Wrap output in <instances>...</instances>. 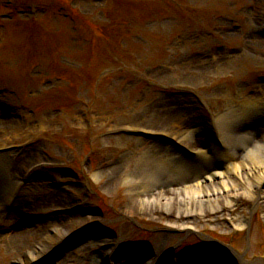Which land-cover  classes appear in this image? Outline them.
Listing matches in <instances>:
<instances>
[{"label":"rangeland","instance_id":"rangeland-1","mask_svg":"<svg viewBox=\"0 0 264 264\" xmlns=\"http://www.w3.org/2000/svg\"><path fill=\"white\" fill-rule=\"evenodd\" d=\"M6 1L0 0V11L10 18H0V23L5 24L0 29V147L11 148L0 152V160L4 162L7 175L11 174L18 182L16 208H22L27 225L33 221L30 217H40L47 222H36V226L31 227L35 232L21 240L10 243L8 236L0 239V264H13L17 259L29 264L27 252L38 244L51 245L44 238L59 220L55 218L76 209L81 212V220L103 223L92 228L110 230L121 239L114 264L148 263L154 256L157 258L158 251L166 255L158 264H168L170 252L176 254L178 264H213L215 260V264H238L237 258L224 247L215 251L217 258L205 257L203 244L206 242L193 236L201 232L211 234L225 244L232 240L237 250L234 253H243L241 257L250 263L263 264L264 184L259 188L262 194L255 200L242 189L231 191L230 194L237 198L232 210L220 205L218 212L190 213L189 217L185 214L179 217L174 209L165 208L143 214L133 206L137 200L129 196L127 186L122 182L102 186L111 177V169L101 174L100 168L105 164L110 167L116 162L124 163L126 157L136 156L141 148L161 143L159 138L137 137L111 128L143 127L171 136L177 127L188 129L189 120L191 125L199 123L203 116L209 121L211 115L228 106H238L243 98L264 97V77H261L264 75V0H239L242 12H234L229 18L209 20L208 16L199 14L193 20L180 18L174 24L151 22L152 26H162V32L157 34H144L137 30L138 26L131 30V24L119 29V38L130 47L123 54L127 70L110 71L100 84L96 80L100 79L96 69L116 63L105 59L108 55L103 53L104 60L99 67L93 62L85 66L86 57L100 46L98 38L89 29L79 34L78 40L75 32L69 47L48 54L50 60L47 59L45 64L31 55L34 51L49 53L51 44L58 42L43 28L46 19L56 14L60 16L65 10L56 3L57 0H9V4ZM66 1L63 5L70 6ZM74 1H77L74 6L77 14L92 23L97 22L94 19L100 20L102 3ZM187 1L192 8L207 5L205 0ZM17 2L24 6L15 8ZM33 5L37 12L31 8ZM12 11L22 13L13 14ZM81 25L86 27L85 23ZM34 31L42 32L40 36H43L36 44L27 38L28 33ZM35 46L39 47L33 50ZM113 46L117 47L116 44ZM159 47L156 55H141L144 48L155 54ZM57 56H61L64 64L70 62L73 65L67 68L65 78L60 72L64 64ZM25 57L30 58L27 66L22 63ZM18 63L22 65L15 70L17 66H13ZM10 65L12 70H8ZM207 66L209 68L201 69ZM92 80L98 83L93 84ZM169 111H173L174 116L173 121L168 120L166 128L142 118ZM259 118L238 120L232 126L234 132L250 133L248 145L258 142L264 145V116ZM213 133V129L208 128L205 135L211 137ZM195 137L193 135L192 142ZM33 140L32 146L25 147ZM192 142L185 141L190 149L194 148ZM137 144L140 148L136 149ZM35 164L42 165L22 182L25 171ZM126 170H131L130 163ZM168 183L165 185L174 184ZM165 185H158L146 194L169 189ZM241 186L245 183L241 182ZM10 190L6 191L8 195ZM226 194H216L213 201L220 202ZM51 198L58 199V208L42 210L40 206ZM4 204L5 200H0V214L9 213ZM193 218L191 224L188 220ZM251 220L255 221V227L253 224L250 242L246 243L243 230ZM17 222L12 216H0V238ZM186 223L192 228L178 227ZM239 224L242 229L236 228ZM78 227L76 225L68 233ZM103 231L95 232L92 239L88 237L83 244L66 252L57 264H100L98 257L106 255L118 241ZM65 236L55 239L61 241ZM75 239L73 245L80 241ZM101 240L108 241L107 245L98 243ZM69 247L66 243V248Z\"/></svg>","mask_w":264,"mask_h":264},{"label":"bare ground","instance_id":"bare-ground-1","mask_svg":"<svg viewBox=\"0 0 264 264\" xmlns=\"http://www.w3.org/2000/svg\"><path fill=\"white\" fill-rule=\"evenodd\" d=\"M211 66H214V62ZM206 68H209V66L201 67L202 70ZM263 114L264 97L262 96L259 98H243L238 106H228L224 110L216 112L208 122L205 120L201 124L195 123L191 125L189 120L188 129L182 130V128L177 127V131L172 133L169 139L175 145L177 142L185 144V141L192 142V137L195 135L196 137L192 142L194 148H191L193 152L195 151L194 153L192 152L188 155L165 143L163 144L168 146V148L164 151L156 149V144L141 148L136 156L132 158L126 157L124 163L116 162L106 169H103L105 166L102 168L103 170L100 168L101 174H105L106 170L109 172V168L111 169V177L102 186L108 187L117 181L122 182V184L127 186V191L131 197L137 200L133 206L139 211H143V214H149L156 208L174 209V213L179 215V217L183 214L189 217L190 213L195 215L201 213L204 215L207 212H218L220 205L234 206L233 204L237 198H234L230 192L236 189H242L252 200H255L261 193L259 188L264 184V145L259 144L260 142L246 144L248 140H251L250 133L234 132L232 126L238 120L249 121L251 118L253 120L257 119V117H262ZM173 116L174 112L169 111L166 113L147 114L142 116V118L166 128L169 123L168 120L173 121ZM208 127L216 130L215 135L211 137L205 135ZM117 128L120 129V127H116L110 130H117ZM126 129H130V127ZM131 129L159 132L150 131L143 127H131ZM200 132L204 135H200ZM135 148H140L139 144ZM211 152L214 153L212 156H210ZM128 163L131 165V170L127 172ZM225 167L230 168L228 172L223 170ZM10 175H7L4 162L0 160V200L1 202L5 200V208L8 204L12 205L8 214L1 212L0 216H12L13 220H18L13 227L10 226L7 234L1 236L0 239L4 240L8 236V241L11 243L21 240L25 235L34 233L35 230L31 227L20 226L21 224L27 225V223L24 221L25 217L22 215V208H16V203L18 202L13 200L11 192L18 186V182H15L16 180L11 178ZM168 181H172L174 184L169 186ZM241 182L245 183V186H241ZM165 183L168 184L165 185ZM158 185H168L169 189H159L154 194H146ZM160 187L163 188L162 186ZM7 189L8 192L10 190L9 195L6 193ZM254 189L257 191L253 192ZM223 193L227 194L223 195V199L220 202L213 201L216 194L220 196ZM230 195L232 198L229 197ZM57 205L58 199L51 198L40 207L42 210H49L58 208ZM80 215L81 212L76 209L65 213L61 218H55L59 220L51 226L53 230L44 238V241H48L51 245L47 247L39 244L36 250L29 253L32 261L38 260L34 256L40 254L39 259H43L54 251L56 236H71L69 234L70 230L75 228L76 225H79L81 229L88 228L91 221H86L88 219L81 220L83 218H80ZM194 218L188 221L193 224ZM30 225L36 226V224L31 223ZM42 226L43 224L40 225V230L43 228ZM178 227L183 229L192 228L187 223L180 224ZM12 229L16 232H13ZM64 240H61V243ZM34 251L36 253L33 256ZM162 257V251H158L157 258L160 259ZM29 263L32 264L31 260H29ZM21 264L26 263L22 260Z\"/></svg>","mask_w":264,"mask_h":264}]
</instances>
